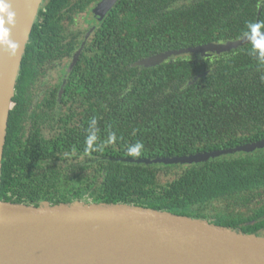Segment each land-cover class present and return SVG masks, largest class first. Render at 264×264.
<instances>
[{"label":"trees","instance_id":"16d2710c","mask_svg":"<svg viewBox=\"0 0 264 264\" xmlns=\"http://www.w3.org/2000/svg\"><path fill=\"white\" fill-rule=\"evenodd\" d=\"M101 1L43 0L9 115L0 201L121 204L263 237L264 149L190 166L115 159L181 157L264 140V38L208 57L134 66L263 32L264 0H117L91 33L72 31L74 17ZM84 42L59 120L49 112L58 85L44 97L43 122L29 125L46 68Z\"/></svg>","mask_w":264,"mask_h":264},{"label":"water","instance_id":"95a60500","mask_svg":"<svg viewBox=\"0 0 264 264\" xmlns=\"http://www.w3.org/2000/svg\"><path fill=\"white\" fill-rule=\"evenodd\" d=\"M116 1L103 0L93 9L94 14L102 20ZM42 3L43 0H0V183L11 106ZM263 38L264 31L226 44L167 51L134 66L152 68L182 55L208 57ZM84 45L85 42L76 52L72 66ZM263 149L261 140L181 157L115 161L190 166ZM0 264H264V236L121 204L43 203L36 208L0 201Z\"/></svg>","mask_w":264,"mask_h":264},{"label":"flooded vegetation","instance_id":"af4514ba","mask_svg":"<svg viewBox=\"0 0 264 264\" xmlns=\"http://www.w3.org/2000/svg\"><path fill=\"white\" fill-rule=\"evenodd\" d=\"M103 1V0H102ZM101 1V2H102ZM100 2V3H101ZM100 3H97L93 5L91 8L86 10L85 12H82L78 14L76 17H74V23L71 24V30H74V27L77 24V19L81 15L88 16L90 13L93 14V20L87 21L89 24V27L87 30L82 31H93L96 29L97 23L101 22V19H98V14H94L93 9ZM43 4V3H42ZM42 6V5H41ZM37 19V18H36ZM66 25H70V22H66ZM80 30V29H79ZM76 53H74L71 57H63L61 60H57L54 63L50 64L47 68L45 73L43 74L41 78V83L36 88V94L32 101V105L30 107L31 110H29V114L27 116L28 118V124L30 125L34 120L39 119V123H42V113H47L46 108L43 107V100L46 95H51L53 91H55L56 86H60V89L57 91L58 95L55 98L56 104L54 108H52L49 112L54 115L53 121L55 122L59 120V108L61 106V98L64 94V88H66L68 84V78L71 75L72 71L74 70L77 63H75L73 66V60ZM78 62V61H77ZM48 112V114H49ZM21 123V122H19ZM47 127V126H46ZM59 128L55 131V134H58ZM46 136H48L49 129H45Z\"/></svg>","mask_w":264,"mask_h":264},{"label":"rangeland","instance_id":"374dc122","mask_svg":"<svg viewBox=\"0 0 264 264\" xmlns=\"http://www.w3.org/2000/svg\"><path fill=\"white\" fill-rule=\"evenodd\" d=\"M93 20V14L90 13L88 16L86 15H81L77 19V24L74 27V30H87L89 27V24L87 21H92Z\"/></svg>","mask_w":264,"mask_h":264}]
</instances>
